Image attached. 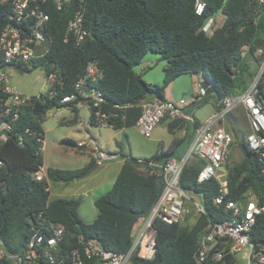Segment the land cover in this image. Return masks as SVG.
Here are the masks:
<instances>
[{"label":"trees","instance_id":"obj_1","mask_svg":"<svg viewBox=\"0 0 264 264\" xmlns=\"http://www.w3.org/2000/svg\"><path fill=\"white\" fill-rule=\"evenodd\" d=\"M195 1L86 0L84 27L90 34L80 44H75L73 39L64 41L65 26L73 7L58 9L53 0L45 1L44 8L49 14L47 32L52 38L49 51L34 59L30 67L14 66L22 70L41 67L45 73L55 70L62 83L52 87L51 95L31 96L29 103L11 108L7 115L3 114V102L8 93L0 83V125L7 122L10 127L5 140H0V241L8 251H20L33 227L44 232L43 220L65 227L63 242L68 248L77 247V240L82 236L96 239L104 249L114 253L129 249L135 223L149 213L163 189L161 171L139 163L137 158H125L112 187L95 199V218L85 222L78 214L81 198L50 199L49 184L84 178L96 168V162L91 155L90 160L78 168L48 167L42 179H36L35 173L43 165L41 123L53 107L68 106L72 112L78 111L77 103H62L60 99L72 92V84L84 73L89 61L101 72L95 85L106 101L104 110L116 113L108 119L113 129L135 126L142 102L165 100V86L182 74H201L214 88L213 93L196 103L198 107L207 97L217 102L223 96L245 91L260 65L261 55L256 51H264V2L206 0L205 9L199 15L195 13ZM218 11L225 15L223 23L211 34L203 33L204 20ZM10 12V0H0V31ZM148 52L158 53L166 62L162 84L147 83L134 70ZM3 66L0 56V67ZM262 86L264 81L259 84L260 89ZM15 110L18 116L13 120ZM179 119L168 123L170 132ZM90 120L96 124L92 110ZM68 122H77V116ZM197 125L195 122L194 127ZM246 134L239 142L242 161L225 165V199L245 201L250 191L257 204L264 205V175L257 155L246 143ZM60 143L76 145L70 138H62ZM176 146L174 141L166 149L158 147L143 159L159 163L160 158H170ZM202 165L198 159L186 164L179 184L186 193L201 197L204 214L195 215L197 218L191 227L181 222L168 224L156 220L154 257H134L135 264H190L202 229L209 222L229 217L224 203H213L219 189L217 180L197 181ZM250 239L256 246L264 245V212L256 216ZM82 264H101V259L84 257Z\"/></svg>","mask_w":264,"mask_h":264},{"label":"built area","instance_id":"obj_2","mask_svg":"<svg viewBox=\"0 0 264 264\" xmlns=\"http://www.w3.org/2000/svg\"><path fill=\"white\" fill-rule=\"evenodd\" d=\"M45 1L10 0L11 12L0 31V56L4 65L20 64L30 67L34 59L48 53L52 38L47 32L49 14L44 8ZM260 1L264 2V0ZM53 3L58 9L65 6L73 7V13L65 26L64 41L73 39L75 44L82 43L90 34L84 27L86 0H53ZM205 6L206 0H196L195 13L202 14ZM218 12L204 20L201 25L203 33L209 35L219 26ZM241 54L244 55L245 51ZM256 54L261 55L260 65L247 89L239 94L223 96L216 102L215 112L196 126L188 150L182 158L170 157L160 163L138 159L139 163L159 167L164 186L149 213L135 227L133 241L127 251L114 253L104 249L96 239H84L82 236L77 240V247L68 248L63 242L65 227L58 222L43 220L45 231L39 232L33 227L27 243L20 251H8L0 241V264H65L66 262L82 264L84 257L93 256L99 257L101 264H135L134 257L153 258L156 249L154 227L156 220L168 224L180 222L183 215L190 211L186 206L187 202H191L197 214H204L202 201L186 193L179 184L183 167L192 159H198L203 164L197 174L198 182L211 178L217 180L219 189L213 198V203L216 205L224 203L225 209L229 211V217L220 222H209L202 229L190 264H264V245L256 246L250 239L255 218L264 212V205H258L250 191L246 193L245 201L226 200V175L220 172L230 154L231 143L234 140L232 133L227 131L222 123L233 108L242 106L249 126L245 140L248 147L257 155L260 171L264 175V86L261 89L259 87L264 81V51L259 49ZM198 75L195 96L204 97L207 94L206 88L202 86L205 77ZM100 77L101 72L96 64L93 61L87 62L84 73L72 84V92L62 96L60 102L86 104L91 108L92 119L97 125L109 126L108 119L115 117L116 113L104 110L106 101L95 85ZM6 82L7 73L3 66L0 67V83L8 93L7 100L3 102L4 115H7L11 108L17 109L20 105L29 103L31 99V96L23 97ZM45 83L47 89L40 94L51 95L52 87L62 82L56 71L50 70L46 73ZM60 87L61 85L58 86ZM185 103L183 98L175 102L171 100L146 102L141 105L135 127L144 137H150L163 118L174 120L181 117L193 121V118L183 110ZM17 116L15 110L12 119H16ZM9 128L7 122L0 125V140H5ZM82 145V142L77 143L78 147ZM116 157L115 154L102 151H96L94 155L97 164ZM42 177L41 172L35 173L36 179L40 180Z\"/></svg>","mask_w":264,"mask_h":264},{"label":"rangeland","instance_id":"obj_3","mask_svg":"<svg viewBox=\"0 0 264 264\" xmlns=\"http://www.w3.org/2000/svg\"><path fill=\"white\" fill-rule=\"evenodd\" d=\"M224 20V15L221 11L218 12L217 25H221ZM149 56L152 59L146 62V57ZM148 66L145 71L142 72L141 68L143 66ZM165 65V60L160 57L158 53L148 52L142 58L140 64L134 67V70L141 74L147 71L153 74V84H162L163 79V66ZM7 73V82L6 84L9 87L15 88L23 97L37 96L40 93H43L47 89L45 83L46 73L45 70L41 67L30 68L29 70H22L16 66L6 69ZM186 76H182L184 78ZM197 81V79H196ZM204 97H199L202 99ZM214 107L213 97H207L206 102L194 109V116L198 120L205 119L212 111ZM91 109L86 104H79L78 111L75 113L68 106L53 107L46 112L44 120L41 123L44 139H43V156L45 158V164L48 162H53V159L60 160L59 167L61 169H72L81 167L83 163L82 155H86L84 150H79L76 145L75 148L72 145L61 144L60 140L62 138H71L75 137L79 140H84L87 145L94 146L95 144L101 145L100 149L103 152H108L107 150L119 151L121 147L124 148L125 152L130 153L129 146L134 147L135 142H145L146 138L140 136L135 129L125 128L126 133L129 136L125 137L118 130H114L110 127L100 126L93 124L90 120ZM77 116L76 123L68 122L71 118ZM66 121L65 124H61ZM225 126L231 130L234 143L231 148L229 157L227 158L225 164L220 170L221 173H225V165H235L242 161L243 153L239 146V142L243 139L244 133H246L248 121L243 111L242 106H236L233 108L225 117ZM76 133V134H74ZM94 140V141H92ZM61 149H63L61 151ZM66 151H71L72 154H65ZM69 153V152H68ZM133 154V153H132ZM135 158H138L137 155H132ZM61 157V158H60ZM119 159V158H118ZM44 161V159H43ZM50 195L49 198H68L71 197L70 191L74 187V184L65 183V182H50ZM63 190V191H62ZM62 191L61 194L57 195ZM194 198L201 200V197L198 195L191 194ZM83 200L78 209V212L81 217L88 216L89 211L95 209L94 202L89 201V197H82ZM187 208L190 210L188 213L183 215L181 223L185 226H193L195 215L197 213L193 210L191 202H187ZM96 212V209L94 210Z\"/></svg>","mask_w":264,"mask_h":264},{"label":"crops","instance_id":"obj_4","mask_svg":"<svg viewBox=\"0 0 264 264\" xmlns=\"http://www.w3.org/2000/svg\"><path fill=\"white\" fill-rule=\"evenodd\" d=\"M150 59L153 60V58L147 56L145 60H146V62H148V61H150ZM165 64H166V62H165ZM164 66H163V68H164ZM146 68H148L147 65L143 66L141 68L142 72L145 71ZM162 72H163V70H162ZM163 76H164V73H163ZM182 76H186V77L181 78ZM141 77L147 83H155L153 78H152L153 74L150 73V71L145 72L143 74V76H141ZM196 79H197V81L199 80L198 74H182V75L177 76L170 83H168L164 89V99L165 100H171V101L175 102V101L179 100L180 98L185 99L186 103L183 106V110L185 113H187L188 115H190L193 118V121L190 119H184V118L180 117L181 120L179 119V122L176 123L178 125L174 126L173 131L170 132L168 130L167 126L171 120L168 118H163L158 123V125H156V127L154 128L150 137H144L138 131V129L135 126L126 127V128L135 129L136 132L140 136H142L143 138H146V141L145 142L142 141V143L140 141L135 142L134 147H132V145H131V147L129 146L130 153H128V154L125 152L123 147H121L119 151L113 150L112 152H109L111 150H107L108 152H106V153L115 154V155H117V157L113 160L105 161L102 164L96 163V168L88 176L69 182L70 184H74V187L70 191V195H72L71 197H80L81 202L83 200L82 197H85V198L89 197L90 203L94 202L97 197H99L101 194H104L106 191H108L112 187V185L115 181V178H116V176L120 170V167L124 162V159L129 157V156L133 157L132 156L133 154L137 155V157H138L137 159H143L144 157H148V156L152 155L158 149V147H162L163 149H166L170 145H172V143L175 141V142H177V146L175 148L173 155L170 157H174L177 159L182 158L184 156V154L186 153V151L188 150V147H189L191 140L193 138L195 128H196V126L194 127V123L195 122L198 124L201 123L207 117H209L211 114H213L215 112V110L217 109L216 102L213 99L214 107H213L211 113L205 119L198 120L194 116V114H193L194 109L198 107L196 103L201 100V99H199V97L195 96L196 83H197ZM150 101L149 100L143 101L142 104H144L146 102H150ZM243 111H244V109H243ZM244 114H245V111H244ZM225 124H226V122L224 121L222 123V126L227 131L231 132V130L226 128ZM108 127L112 128L111 126H108ZM114 130L120 131L127 138L129 137L126 133L125 127L120 128V129H114ZM248 131H249V126H247L246 133H248ZM74 134H76V133H74ZM70 139H73L76 142V146H77L78 142L83 143V145L81 147L78 148V146H77V148L79 150L81 149V150H84L86 152V155H82L83 156V159H82L83 163L81 165H85L90 160L91 155L94 158L95 152L101 151L100 149H102L101 145H99V144H95L92 147L89 144L87 145V143L84 140H79L78 138H75L74 136L71 137ZM92 141H94V140H92ZM65 145H68V144L65 143ZM73 147L75 148V146H73ZM42 149H43V144H42ZM62 150L63 149H61V151ZM41 151H42V156H43L44 152H43V150H41ZM65 154H72V153H71V151H66ZM43 159H44L43 165L39 171L43 174V176L45 175L46 169L48 167H56V168L59 167L58 163H60V160L53 159L52 164H51V162H48L45 164L44 156H43ZM94 160H95V158H94ZM193 160L194 159H192L191 161H193ZM163 161H164V158H160V160L158 162L160 163ZM95 162H96V160H95ZM71 168L74 169L73 167H71ZM49 191H50V187H49ZM62 191L57 193V195L61 194ZM60 198H62V197H60ZM80 205H81V203H80ZM79 207H78V209H79ZM94 210L95 209H92V211L90 210L88 213V216H85V217H81L79 212H78V214L82 220H84L85 222H90L96 216V212ZM140 220L141 219H139L135 223V225L133 227V231H134L135 227L139 224Z\"/></svg>","mask_w":264,"mask_h":264},{"label":"water","instance_id":"obj_5","mask_svg":"<svg viewBox=\"0 0 264 264\" xmlns=\"http://www.w3.org/2000/svg\"><path fill=\"white\" fill-rule=\"evenodd\" d=\"M12 67H14L13 64H6V65H4V68H5V69L12 68ZM209 84H210V82H209L207 79H205L204 81H202V86H203L204 88H206V91H207L208 94L214 92V88H213V86H212V85H209ZM4 133H5V132H4ZM155 169H158V170H159V167L156 166Z\"/></svg>","mask_w":264,"mask_h":264},{"label":"clouds","instance_id":"obj_6","mask_svg":"<svg viewBox=\"0 0 264 264\" xmlns=\"http://www.w3.org/2000/svg\"><path fill=\"white\" fill-rule=\"evenodd\" d=\"M208 94V93H207Z\"/></svg>","mask_w":264,"mask_h":264}]
</instances>
